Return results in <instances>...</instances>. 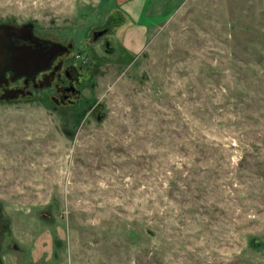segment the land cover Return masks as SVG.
<instances>
[{
  "label": "rangeland",
  "instance_id": "obj_1",
  "mask_svg": "<svg viewBox=\"0 0 264 264\" xmlns=\"http://www.w3.org/2000/svg\"><path fill=\"white\" fill-rule=\"evenodd\" d=\"M119 15L0 0L79 78L0 88V264H264V0H183L137 54Z\"/></svg>",
  "mask_w": 264,
  "mask_h": 264
},
{
  "label": "water",
  "instance_id": "obj_2",
  "mask_svg": "<svg viewBox=\"0 0 264 264\" xmlns=\"http://www.w3.org/2000/svg\"><path fill=\"white\" fill-rule=\"evenodd\" d=\"M30 28V24L23 25ZM15 26L0 24V87L5 86L9 81L18 78L31 79L40 71L50 67L52 59L66 49L71 43L62 46L59 43L46 40L34 41V46L16 45L11 36ZM8 74V79L6 78Z\"/></svg>",
  "mask_w": 264,
  "mask_h": 264
},
{
  "label": "crops",
  "instance_id": "obj_3",
  "mask_svg": "<svg viewBox=\"0 0 264 264\" xmlns=\"http://www.w3.org/2000/svg\"><path fill=\"white\" fill-rule=\"evenodd\" d=\"M183 0H115L122 26L117 33L139 53L153 28L168 20L181 6ZM129 44V46H128ZM128 46V47H127Z\"/></svg>",
  "mask_w": 264,
  "mask_h": 264
},
{
  "label": "flooded vegetation",
  "instance_id": "obj_4",
  "mask_svg": "<svg viewBox=\"0 0 264 264\" xmlns=\"http://www.w3.org/2000/svg\"><path fill=\"white\" fill-rule=\"evenodd\" d=\"M15 28L17 29L13 30L14 33L11 36V38L14 44L16 45L25 44V45H29L33 47L34 41H38L37 39L45 40L39 36H35L32 33V26L30 28H26L22 25V27L15 26ZM48 42H53V41H48ZM62 46H66V45H62ZM70 48L66 49V52L56 55L52 59V62L50 63L51 64L50 67L46 69L45 71L38 72V74L33 76V78L31 79L18 78L13 81H21L24 87L30 84L32 85V88L41 86V83L43 81L45 82L46 85H50L51 82L56 81L57 84H59V86L55 84L54 85L55 90L57 91L59 90L60 92H62V95H61L62 101L66 102L67 104L70 103V101H72L71 97L76 96L78 94L77 89H75L74 87V83L79 79L78 74H77L78 72H76L74 69L75 67H77V64L70 61V62H66V65H64L59 60H57V58H59L60 56L65 55L70 50ZM80 67L81 65L78 66V68ZM6 78L8 79V74H6ZM64 82H65V85H62ZM10 92L8 93L10 94ZM21 92H22L21 89L18 90L19 94H21Z\"/></svg>",
  "mask_w": 264,
  "mask_h": 264
}]
</instances>
